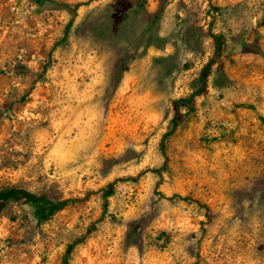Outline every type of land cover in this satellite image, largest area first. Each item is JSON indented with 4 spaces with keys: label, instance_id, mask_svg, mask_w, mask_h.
<instances>
[{
    "label": "rangeland",
    "instance_id": "1",
    "mask_svg": "<svg viewBox=\"0 0 264 264\" xmlns=\"http://www.w3.org/2000/svg\"><path fill=\"white\" fill-rule=\"evenodd\" d=\"M14 188L0 264H264V0H0Z\"/></svg>",
    "mask_w": 264,
    "mask_h": 264
},
{
    "label": "trees",
    "instance_id": "2",
    "mask_svg": "<svg viewBox=\"0 0 264 264\" xmlns=\"http://www.w3.org/2000/svg\"><path fill=\"white\" fill-rule=\"evenodd\" d=\"M71 28V23L67 26L66 29V36L65 39L68 36L69 29ZM221 44L217 41V49H216V55L215 57L207 64L204 74L202 76V89L198 91V94H201L202 90L206 87V80H207V75L209 73L210 68L215 64V58L219 57L221 54ZM196 94L192 95L190 98H183L179 99L176 101V110H177V115L172 121V128L169 133H167L164 136V139L167 138L171 133H173L179 126V116H180V108L182 105H186L190 108V110H193L194 108L191 106L193 100L195 99ZM162 148H164V145L162 144ZM162 169L157 170L158 173H161ZM115 194V187L113 184L108 185V187L105 189L103 198L105 201L104 204V216L107 215L108 213V208H109V200L112 196ZM17 200H24L27 203H32L35 207L36 210V216L38 218V221L40 223L47 222L50 220L58 211L64 209L67 204L69 203L68 200L64 201H58L56 203H52L44 196H39L36 194H33L31 192H28L23 189H9L2 191L0 193V214L2 212V209L10 202H15ZM76 247V243L71 244L68 246L66 255L64 257L63 264H70V257L71 254L73 253L74 249Z\"/></svg>",
    "mask_w": 264,
    "mask_h": 264
}]
</instances>
